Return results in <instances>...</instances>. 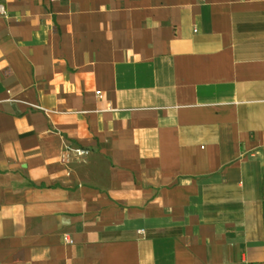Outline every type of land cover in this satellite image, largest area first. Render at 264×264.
Returning <instances> with one entry per match:
<instances>
[{
  "label": "crops",
  "instance_id": "crops-1",
  "mask_svg": "<svg viewBox=\"0 0 264 264\" xmlns=\"http://www.w3.org/2000/svg\"><path fill=\"white\" fill-rule=\"evenodd\" d=\"M0 5V264H264V0Z\"/></svg>",
  "mask_w": 264,
  "mask_h": 264
},
{
  "label": "built area",
  "instance_id": "built-area-1",
  "mask_svg": "<svg viewBox=\"0 0 264 264\" xmlns=\"http://www.w3.org/2000/svg\"><path fill=\"white\" fill-rule=\"evenodd\" d=\"M6 14H7V13H6L5 8H4L3 6L0 5V15L5 17ZM75 153H76L78 156H82V155L85 154V152H84V151H81V150H75Z\"/></svg>",
  "mask_w": 264,
  "mask_h": 264
}]
</instances>
